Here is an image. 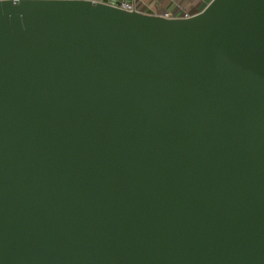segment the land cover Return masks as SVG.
<instances>
[{
    "label": "water",
    "instance_id": "obj_1",
    "mask_svg": "<svg viewBox=\"0 0 264 264\" xmlns=\"http://www.w3.org/2000/svg\"><path fill=\"white\" fill-rule=\"evenodd\" d=\"M167 12L0 0V264H264V0Z\"/></svg>",
    "mask_w": 264,
    "mask_h": 264
},
{
    "label": "crops",
    "instance_id": "obj_2",
    "mask_svg": "<svg viewBox=\"0 0 264 264\" xmlns=\"http://www.w3.org/2000/svg\"><path fill=\"white\" fill-rule=\"evenodd\" d=\"M140 10L153 12L168 10V13L176 12L179 15L199 11L206 3V0H135Z\"/></svg>",
    "mask_w": 264,
    "mask_h": 264
},
{
    "label": "built area",
    "instance_id": "obj_3",
    "mask_svg": "<svg viewBox=\"0 0 264 264\" xmlns=\"http://www.w3.org/2000/svg\"><path fill=\"white\" fill-rule=\"evenodd\" d=\"M91 1H93V2H105V3L111 4L113 6L119 7L121 9H123V10H126V11L139 10V8L136 5L135 0H107V1H104V0H91ZM164 16L165 17H170L171 14L167 12V13L164 14Z\"/></svg>",
    "mask_w": 264,
    "mask_h": 264
},
{
    "label": "rangeland",
    "instance_id": "obj_4",
    "mask_svg": "<svg viewBox=\"0 0 264 264\" xmlns=\"http://www.w3.org/2000/svg\"><path fill=\"white\" fill-rule=\"evenodd\" d=\"M104 1H107V0H104ZM136 5H137V7H139V4H138V3H136ZM176 14H178V15H179V13H176Z\"/></svg>",
    "mask_w": 264,
    "mask_h": 264
},
{
    "label": "clouds",
    "instance_id": "obj_5",
    "mask_svg": "<svg viewBox=\"0 0 264 264\" xmlns=\"http://www.w3.org/2000/svg\"><path fill=\"white\" fill-rule=\"evenodd\" d=\"M14 2H18V0H14Z\"/></svg>",
    "mask_w": 264,
    "mask_h": 264
}]
</instances>
